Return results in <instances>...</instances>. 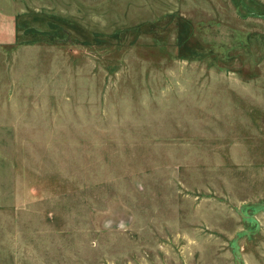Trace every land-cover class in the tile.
<instances>
[{
  "label": "rangeland",
  "instance_id": "rangeland-1",
  "mask_svg": "<svg viewBox=\"0 0 264 264\" xmlns=\"http://www.w3.org/2000/svg\"><path fill=\"white\" fill-rule=\"evenodd\" d=\"M0 264H264V0H0Z\"/></svg>",
  "mask_w": 264,
  "mask_h": 264
}]
</instances>
